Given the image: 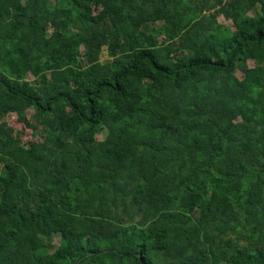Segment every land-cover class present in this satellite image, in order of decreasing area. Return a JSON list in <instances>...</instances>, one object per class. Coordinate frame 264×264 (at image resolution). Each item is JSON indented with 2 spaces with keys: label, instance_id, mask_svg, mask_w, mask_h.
Returning <instances> with one entry per match:
<instances>
[{
  "label": "trees",
  "instance_id": "obj_1",
  "mask_svg": "<svg viewBox=\"0 0 264 264\" xmlns=\"http://www.w3.org/2000/svg\"><path fill=\"white\" fill-rule=\"evenodd\" d=\"M0 264H264V0H0Z\"/></svg>",
  "mask_w": 264,
  "mask_h": 264
},
{
  "label": "rangeland",
  "instance_id": "obj_2",
  "mask_svg": "<svg viewBox=\"0 0 264 264\" xmlns=\"http://www.w3.org/2000/svg\"><path fill=\"white\" fill-rule=\"evenodd\" d=\"M219 20L225 24L226 28L229 29L230 27V22L225 20L224 18H222V16L219 17ZM101 59L102 60H109V56L107 54V50L105 49L103 52H102V55H101ZM250 65L252 66L254 64L253 60H250L249 61ZM237 76L238 77H243V73L241 71H237L236 72ZM28 79H33V76L32 75H29L28 76ZM33 114V109H29L28 110V119L31 118V115ZM8 120H9V123L12 124L13 126L15 127H18V128H21V129H24V132H25V138H29L31 136V133H32V129L31 128H28V126H25V122L23 123L22 121H20L16 115L14 114H9L8 115ZM104 134H106V131H104ZM99 139H102L103 136L102 135H99L98 136ZM52 240H53V244L56 246L58 243H59V234H54L53 237H52Z\"/></svg>",
  "mask_w": 264,
  "mask_h": 264
}]
</instances>
